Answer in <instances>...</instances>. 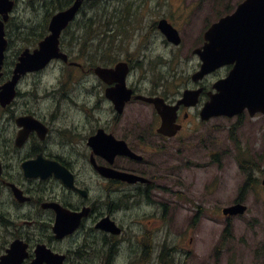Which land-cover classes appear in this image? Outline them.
Returning <instances> with one entry per match:
<instances>
[{
    "label": "flooded vegetation",
    "instance_id": "flooded-vegetation-1",
    "mask_svg": "<svg viewBox=\"0 0 264 264\" xmlns=\"http://www.w3.org/2000/svg\"><path fill=\"white\" fill-rule=\"evenodd\" d=\"M74 1L0 0L1 8L11 5L0 65V264H174L176 215L195 231L206 210L202 199L174 192L176 164L208 122L201 111L214 84L235 65L194 82L197 52L211 25L244 0H135L129 22L124 0L118 8L84 0L60 32L59 56L19 68L50 34L51 17ZM218 7L223 15L211 22ZM168 25L178 45L163 33ZM183 57L194 66L176 70ZM185 91L199 94L180 103ZM162 112L172 120L164 128ZM233 205L246 209L223 216L225 229L248 209L241 197L226 207ZM247 264H264V244Z\"/></svg>",
    "mask_w": 264,
    "mask_h": 264
},
{
    "label": "rangeland",
    "instance_id": "rangeland-1",
    "mask_svg": "<svg viewBox=\"0 0 264 264\" xmlns=\"http://www.w3.org/2000/svg\"><path fill=\"white\" fill-rule=\"evenodd\" d=\"M224 9L218 7L211 22L219 18L217 15H223ZM149 12L152 11L144 7L140 13L148 16ZM137 21L134 19V24ZM159 54L168 56L161 49ZM194 64V59L183 57L182 61H176L175 69L186 70ZM175 84H181L179 77ZM196 131L199 132L198 140L189 142V150L176 164L173 190L182 191L192 201L201 202L202 199L205 218L195 231H190V219H184L183 212L176 215L174 264H247L253 260L254 246L264 244V219L259 200L263 189L256 182L264 175V117L251 118L245 113L242 118H214ZM242 160L244 165L251 164V167L243 170ZM248 174L251 182L243 189ZM214 187L217 191L209 193ZM236 197L244 200L247 212L231 220L225 229V218L220 210ZM173 202L180 206L185 203L183 198L179 201L177 197ZM216 210L218 214H215Z\"/></svg>",
    "mask_w": 264,
    "mask_h": 264
},
{
    "label": "water",
    "instance_id": "water-1",
    "mask_svg": "<svg viewBox=\"0 0 264 264\" xmlns=\"http://www.w3.org/2000/svg\"><path fill=\"white\" fill-rule=\"evenodd\" d=\"M82 1L76 0L69 9L51 18L50 35L33 55H27L21 60L19 68L23 67V63L44 64L59 56L60 32L72 21ZM10 9V4L5 8L0 7V14H5L4 21ZM163 33L170 42L179 44L178 34L172 27L164 29ZM206 39L208 43L203 51L197 52L202 64L200 70L192 76L194 82L224 65H235L225 79L214 84L216 94H213L204 105L201 120L205 121L216 116L233 117L240 115L245 109L251 117L258 113L264 115V0H245L232 15L225 16L213 24L206 33ZM238 39L240 41L237 42ZM240 45L249 48V54L245 59L239 56V51L236 49ZM4 48L3 22L0 20V65ZM198 94L199 91H185L180 103L193 99ZM150 101L160 112L167 108L160 100ZM162 116V128L169 126L172 120H169L163 112ZM262 184L264 186V178ZM245 209L242 205H234L223 209V214L241 215Z\"/></svg>",
    "mask_w": 264,
    "mask_h": 264
},
{
    "label": "trees",
    "instance_id": "trees-1",
    "mask_svg": "<svg viewBox=\"0 0 264 264\" xmlns=\"http://www.w3.org/2000/svg\"><path fill=\"white\" fill-rule=\"evenodd\" d=\"M126 7V21L129 22L130 21V13L135 10V5H133L132 0H125V5L124 8ZM240 164L242 166H245L243 162L240 161ZM225 237V234H224Z\"/></svg>",
    "mask_w": 264,
    "mask_h": 264
},
{
    "label": "bare ground",
    "instance_id": "bare-ground-1",
    "mask_svg": "<svg viewBox=\"0 0 264 264\" xmlns=\"http://www.w3.org/2000/svg\"><path fill=\"white\" fill-rule=\"evenodd\" d=\"M34 91V90H33ZM45 96V95H44Z\"/></svg>",
    "mask_w": 264,
    "mask_h": 264
}]
</instances>
